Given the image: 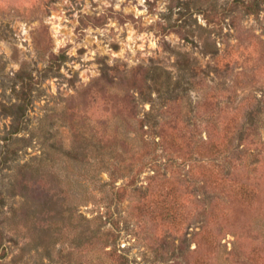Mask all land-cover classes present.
<instances>
[{"label": "rangeland", "instance_id": "rangeland-1", "mask_svg": "<svg viewBox=\"0 0 264 264\" xmlns=\"http://www.w3.org/2000/svg\"><path fill=\"white\" fill-rule=\"evenodd\" d=\"M0 264H264V0H0Z\"/></svg>", "mask_w": 264, "mask_h": 264}, {"label": "trees", "instance_id": "trees-1", "mask_svg": "<svg viewBox=\"0 0 264 264\" xmlns=\"http://www.w3.org/2000/svg\"><path fill=\"white\" fill-rule=\"evenodd\" d=\"M226 149V148H224ZM209 150L212 151V155H218L219 153H225V150H219L215 146L210 145ZM203 173V172H202ZM206 175V174H205ZM207 177L209 178V184L212 188H218L223 191H227L234 194H239L247 200L248 204H252V199L248 198V193L243 187H239L234 185L226 180L223 175L222 168H211L210 172L208 173ZM209 216L213 217L215 220L217 219L218 215L227 216L225 212V208H221L219 203H214L213 205L209 206L208 209Z\"/></svg>", "mask_w": 264, "mask_h": 264}]
</instances>
